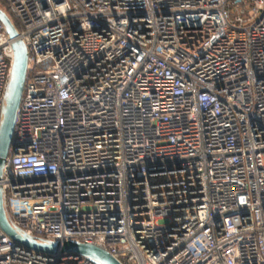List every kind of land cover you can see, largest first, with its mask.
Instances as JSON below:
<instances>
[{
	"label": "built area",
	"instance_id": "1",
	"mask_svg": "<svg viewBox=\"0 0 264 264\" xmlns=\"http://www.w3.org/2000/svg\"><path fill=\"white\" fill-rule=\"evenodd\" d=\"M27 68L11 228L120 264H264V0H2ZM0 23V119L11 70ZM0 264H97L0 229Z\"/></svg>",
	"mask_w": 264,
	"mask_h": 264
},
{
	"label": "water",
	"instance_id": "2",
	"mask_svg": "<svg viewBox=\"0 0 264 264\" xmlns=\"http://www.w3.org/2000/svg\"><path fill=\"white\" fill-rule=\"evenodd\" d=\"M0 23L3 31L11 40L10 49L12 50L11 70L8 77V83L4 92V101L1 107L0 119V168L7 151L12 143L13 121L16 114V108L21 98V91L25 82L27 68V51L12 22L5 12L0 9ZM1 171V169H0ZM0 229L10 237L15 243L22 245L28 250L43 253L55 254L56 256L64 254L81 255L97 264H120L112 255L105 252L95 245H89L81 242L65 241L62 244L58 242H37L34 239L26 237L19 231L11 228L6 220L0 199Z\"/></svg>",
	"mask_w": 264,
	"mask_h": 264
},
{
	"label": "trees",
	"instance_id": "3",
	"mask_svg": "<svg viewBox=\"0 0 264 264\" xmlns=\"http://www.w3.org/2000/svg\"><path fill=\"white\" fill-rule=\"evenodd\" d=\"M0 9H2V10L5 12V14H6L7 17L9 18V20L12 22V24H13L15 30H16V31H19V30H20V27H19V23H18V21L15 20V19L12 17V15H10V14L8 13V11H7V9H6V5H4V3H3L2 0H0Z\"/></svg>",
	"mask_w": 264,
	"mask_h": 264
}]
</instances>
